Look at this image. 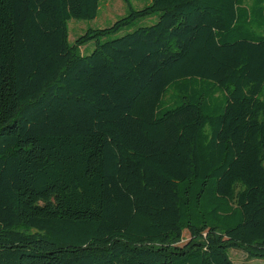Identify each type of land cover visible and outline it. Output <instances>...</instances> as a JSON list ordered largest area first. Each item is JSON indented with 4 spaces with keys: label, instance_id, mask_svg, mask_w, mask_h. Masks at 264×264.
Wrapping results in <instances>:
<instances>
[{
    "label": "trees",
    "instance_id": "obj_1",
    "mask_svg": "<svg viewBox=\"0 0 264 264\" xmlns=\"http://www.w3.org/2000/svg\"><path fill=\"white\" fill-rule=\"evenodd\" d=\"M103 1L0 0V264L264 260V0Z\"/></svg>",
    "mask_w": 264,
    "mask_h": 264
},
{
    "label": "rangeland",
    "instance_id": "obj_2",
    "mask_svg": "<svg viewBox=\"0 0 264 264\" xmlns=\"http://www.w3.org/2000/svg\"><path fill=\"white\" fill-rule=\"evenodd\" d=\"M135 9H140L148 4L150 0H130ZM129 11L128 5L123 0L103 1L99 14L95 20H76L73 19L69 23V39L73 43L77 37L84 34L88 29L106 28L115 23L118 19L125 16ZM159 19L158 15L137 21L132 29L140 26H150L155 24ZM122 32L117 37L122 36ZM96 44L92 42L81 49L83 54L89 55L95 49ZM189 236L186 234L184 242L188 240ZM231 257L235 264H264L263 259H249L247 254L241 250H231Z\"/></svg>",
    "mask_w": 264,
    "mask_h": 264
}]
</instances>
